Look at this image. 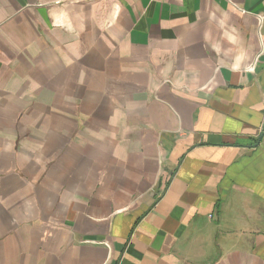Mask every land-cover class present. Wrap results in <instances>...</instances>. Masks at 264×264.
<instances>
[{
  "label": "crops",
  "instance_id": "0c3cea01",
  "mask_svg": "<svg viewBox=\"0 0 264 264\" xmlns=\"http://www.w3.org/2000/svg\"><path fill=\"white\" fill-rule=\"evenodd\" d=\"M0 264H264V0H0Z\"/></svg>",
  "mask_w": 264,
  "mask_h": 264
}]
</instances>
